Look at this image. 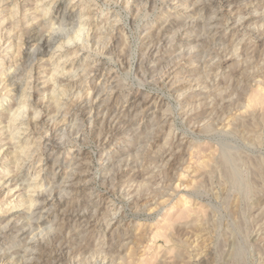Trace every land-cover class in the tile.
Masks as SVG:
<instances>
[{
    "label": "rangeland",
    "instance_id": "374dc122",
    "mask_svg": "<svg viewBox=\"0 0 264 264\" xmlns=\"http://www.w3.org/2000/svg\"><path fill=\"white\" fill-rule=\"evenodd\" d=\"M0 22V264H264V0Z\"/></svg>",
    "mask_w": 264,
    "mask_h": 264
},
{
    "label": "bare ground",
    "instance_id": "6f19581e",
    "mask_svg": "<svg viewBox=\"0 0 264 264\" xmlns=\"http://www.w3.org/2000/svg\"><path fill=\"white\" fill-rule=\"evenodd\" d=\"M40 1V0H39ZM35 4V3H34ZM37 4V3H36ZM14 5V4H13ZM50 6V5H49ZM59 9H61V8H59ZM51 10V9H50ZM53 10V9H52ZM34 11V10H33ZM56 11V10H55ZM53 12V11H52ZM36 13V12H35ZM54 15H55V13H54ZM64 15V14H63ZM60 17V16H59ZM64 18V17H63ZM57 19V18H56ZM3 22V21H2ZM1 23V22H0ZM85 24V23H84ZM11 28V27H10ZM13 31V30H12ZM11 32V31H10ZM34 36H36V35H34ZM34 36H32V37H34ZM42 36V35H41ZM159 37V36H158ZM35 38V37H34ZM38 38V37H37ZM46 38V37H45ZM31 39V38H30ZM67 39V38H66ZM159 39V38H158ZM12 40V39H11ZM33 40V39H32ZM36 40V39H35ZM54 40V39H53ZM162 40V39H161ZM48 42H51V41H47L46 39H39V43H38V48L37 49H43L45 46H47L49 43ZM159 42V41H158ZM36 43V42H35ZM69 42H67V44H68ZM156 43V42H155ZM37 44V43H36ZM66 44V43H65ZM17 45V44H16ZM50 45V44H49ZM60 46V45H59ZM58 46V47H59ZM34 49H36V48H34ZM47 49V48H46ZM59 49V48H58ZM155 50V49H154ZM44 52V51H43ZM42 52V53H43ZM79 52V51H78ZM41 53V52H40ZM55 56V55H54ZM96 69V68H95ZM31 72V71H30ZM64 72V71H63ZM28 74V73H27ZM49 76V75H48ZM1 80V79H0ZM30 80V79H29ZM2 81V80H1ZM75 83V82H74ZM29 89V88H28ZM25 90V89H24ZM211 90V89H210ZM28 94V93H27ZM26 95V94H25ZM25 100V99H24ZM24 102V101H23ZM22 106H24L23 104H22ZM24 110H26V108L24 109ZM39 112V111H38ZM37 113V112H36ZM35 114V113H34ZM30 115V114H29ZM37 116V115H36ZM28 119V118H27ZM33 120V119H32ZM30 124V123H29ZM1 125V124H0ZM24 125V124H23ZM28 125V124H27ZM4 127V126H3ZM2 129V128H1ZM28 130V129H27ZM106 133V132H105ZM103 134V133H102ZM1 137V136H0ZM168 137V136H167ZM9 139V138H8ZM10 140V139H9ZM13 142V141H12ZM50 142V141H49ZM10 143V142H9ZM14 143V142H13ZM45 147V146H44ZM44 150V149H43ZM1 153V152H0ZM6 154V153H5ZM5 154H4V156H5ZM11 156H12V153L10 154ZM4 159V158H3ZM73 175V174H72ZM78 176V175H77ZM8 179V178H7ZM73 179V178H72ZM77 179V178H76ZM6 180V179H5ZM9 180V179H8ZM70 181V180H69ZM10 182V181H9ZM6 183V182H5ZM11 185V184H10ZM14 186V185H13ZM17 187V186H16ZM70 187V186H69ZM15 188V187H14ZM13 188V189H14ZM30 188H31V186H30ZM29 188V189H30ZM38 188V187H37ZM11 190V189H10ZM34 190V189H33ZM36 190V189H35ZM12 191V190H11ZM32 201V200H31ZM41 204V203H40ZM44 204V203H43ZM47 205V204H46ZM28 206V205H27ZM28 208V207H27ZM43 208V207H42ZM112 213V212H111ZM112 215V214H111ZM10 224H12V223H10ZM5 229V228H4ZM11 229V228H10ZM13 229V228H12ZM1 231V230H0ZM1 235V234H0ZM60 246V245H59ZM61 251V250H60ZM43 252V251H42ZM41 253V252H40ZM62 253V252H61ZM60 253V254H61ZM43 254V253H42ZM40 256H42V255H40ZM60 256V255H59ZM61 257H63V256H61ZM43 258V257H42ZM44 260V259H43ZM48 260V259H47ZM50 261V260H49ZM52 261V260H51ZM57 262V261H56ZM47 263V262H46ZM103 263V262H102ZM57 264H59V263H57Z\"/></svg>",
    "mask_w": 264,
    "mask_h": 264
}]
</instances>
